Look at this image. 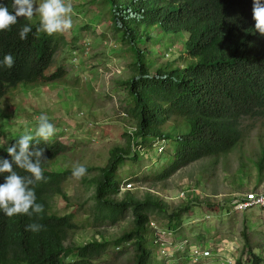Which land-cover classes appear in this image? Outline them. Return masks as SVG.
Here are the masks:
<instances>
[{"label": "trees", "instance_id": "1", "mask_svg": "<svg viewBox=\"0 0 264 264\" xmlns=\"http://www.w3.org/2000/svg\"><path fill=\"white\" fill-rule=\"evenodd\" d=\"M105 1L113 11L117 34L123 33L135 56L130 68L133 76L124 85L131 99L126 113L137 131L126 135L124 147L111 150L105 167L87 169L83 184L93 194L66 215H60L56 200L62 197L69 201L64 186L76 177L73 170L51 172V166L71 148L61 136L44 141L34 134L33 145L44 149V179L35 184V192L37 203L43 204L45 211L31 218L0 213V264H94L109 254L111 245L123 248L112 253L115 264L127 256L128 250L131 259L126 264H151L148 238L153 218L168 219L174 231L183 214L191 210L170 214L168 204L151 193L144 199L128 193L124 200H116L121 186L127 183L128 174L120 172L121 167L128 161L141 166L142 151L153 154L159 148L165 153L164 163L145 181L166 183L199 161L229 155L242 143L246 121H264V35L255 28L253 0ZM21 18L0 34V60L8 54L15 59L13 68H0V149L5 147L3 141L10 147L22 135L6 130L9 118L4 117L2 103L6 95L22 84L64 81L68 75L58 67L57 57L69 44L77 43L72 40L68 44L57 33L49 36L38 32L39 21ZM25 24L31 25L32 32L27 40H21L19 30ZM141 29H155L158 38L164 34L188 35L185 55L189 63L151 70L147 58L150 52L137 46ZM178 122L190 126L188 133L173 134V123ZM260 167L264 169V147ZM128 219L129 231L112 244L94 241L86 246L66 245L86 227H117ZM34 222L42 224L43 230L26 231V226ZM244 236L250 243L248 234ZM252 256L253 264H263L256 254Z\"/></svg>", "mask_w": 264, "mask_h": 264}, {"label": "rangeland", "instance_id": "2", "mask_svg": "<svg viewBox=\"0 0 264 264\" xmlns=\"http://www.w3.org/2000/svg\"><path fill=\"white\" fill-rule=\"evenodd\" d=\"M66 2L73 7L72 28L57 34L68 44L72 40L77 43L69 44L59 53L57 64L68 77L54 85L20 86L3 102L4 117L9 118L6 130L10 133L29 132L34 136L37 118L46 114L55 127V134L49 140L61 136L71 148L51 166V172L73 170L77 163L86 169L103 168L111 150L124 147L126 135L137 131L135 122L126 113L131 99L124 85L133 76L130 68L135 56L123 33L116 32L109 3L105 0ZM158 36L155 29L140 30L137 46L150 52L147 57L152 62L150 69L185 67L189 63L185 55L188 35ZM173 124L175 136L190 130L187 123ZM263 147L264 121L249 119L244 124L243 141L232 153L199 161L166 183L155 185L145 181L164 163L165 153L159 148L153 154L142 151L141 166L128 161L121 167L120 172L128 174L127 183L121 186L116 200H124L128 193L139 199L151 193L168 204L170 214L191 210L183 214L181 224L174 231L170 230L168 219L153 218L156 227L150 226L148 238L151 264H229V260L231 264H253L252 254L264 264V210L240 212L235 208L251 192L264 191V169L260 167ZM64 191L69 201L62 197L56 200L63 215L72 213L93 194L85 189L83 177L70 179ZM209 206L220 209L211 211ZM130 227V219L117 227L89 226L67 245L86 246L94 241L112 244ZM155 241L158 248L154 247ZM122 250L111 245L109 254L94 264H115L112 253ZM127 259H131L130 250L117 264H126Z\"/></svg>", "mask_w": 264, "mask_h": 264}, {"label": "clouds", "instance_id": "3", "mask_svg": "<svg viewBox=\"0 0 264 264\" xmlns=\"http://www.w3.org/2000/svg\"><path fill=\"white\" fill-rule=\"evenodd\" d=\"M72 13L73 7L66 0H0V34L3 35V31L9 30L24 17L33 23L39 21L37 31L51 36L72 28ZM253 19L256 22V30L264 35V0H253ZM31 32V25L25 24L19 30V38L27 40ZM14 65L15 59L11 54L0 60V68L11 69ZM43 84L45 83L20 86L36 87ZM11 92L6 95L3 102ZM37 119L35 137L48 141L55 134L54 124L46 114H41ZM33 140L34 136L25 132L10 147L5 145L7 144L5 141L2 142L5 147L0 149V213L4 216L23 214L31 218L41 216L45 211L44 205L37 203L35 192V184L44 179L41 166L44 149L34 146ZM38 144L39 140L36 141V145ZM8 156L11 159L6 158ZM86 172L87 169L82 164L77 163L73 166L72 175L76 178L83 177ZM43 228L42 224L34 222L26 226V231L38 233Z\"/></svg>", "mask_w": 264, "mask_h": 264}, {"label": "built area", "instance_id": "4", "mask_svg": "<svg viewBox=\"0 0 264 264\" xmlns=\"http://www.w3.org/2000/svg\"><path fill=\"white\" fill-rule=\"evenodd\" d=\"M127 186L131 187V184H128ZM235 208L240 212H247L255 208H261L262 210H264V191L251 192L250 194L246 195L244 200L237 202ZM151 225L153 227H156L155 222H153ZM155 244L159 245L158 241H155ZM199 259H197V261Z\"/></svg>", "mask_w": 264, "mask_h": 264}]
</instances>
